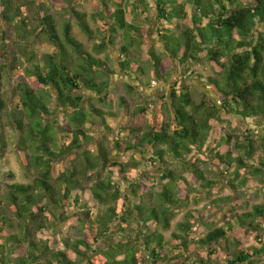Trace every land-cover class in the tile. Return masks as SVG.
Listing matches in <instances>:
<instances>
[{"label":"trees","instance_id":"obj_1","mask_svg":"<svg viewBox=\"0 0 264 264\" xmlns=\"http://www.w3.org/2000/svg\"><path fill=\"white\" fill-rule=\"evenodd\" d=\"M92 1L89 14L73 0H0V53L6 24L18 42V55L0 69V157L10 128L28 179L12 183L13 173H0V264H264V204L236 211L247 192L264 188V134H240L232 118L264 120V0ZM176 62L182 72L171 83ZM199 71L217 99L193 97L187 76ZM117 72L132 81L129 95L135 82L171 88L153 111L121 97L122 123L103 108H111ZM12 74L16 85L4 90ZM88 94L94 100L84 106ZM223 125L212 149L211 132ZM92 129L117 131L113 148ZM203 155L223 171L210 175ZM222 186L231 195L211 205L228 206L223 226L196 234L189 212L167 240L195 192L211 197ZM67 222L79 226L60 233L61 249L41 238Z\"/></svg>","mask_w":264,"mask_h":264},{"label":"rangeland","instance_id":"obj_2","mask_svg":"<svg viewBox=\"0 0 264 264\" xmlns=\"http://www.w3.org/2000/svg\"><path fill=\"white\" fill-rule=\"evenodd\" d=\"M73 5L78 7L82 11H87L89 14H92L94 12V3L92 0H73ZM76 35L79 39L85 42V44L88 46L90 50H93L94 48V42L88 41L86 36L81 32L79 27L74 24ZM5 29L7 31V39L8 44L7 48L0 53V69L2 65L5 63H8V66H10V62H12L13 55H18L17 50V35L16 31L12 26L5 25ZM45 50H43L44 52ZM143 52H147V50L144 47ZM107 55L103 54L102 57L105 58ZM114 59H117L116 53L113 54ZM110 67L114 70H117V66L114 62H110ZM176 74L172 78V82L174 83L177 79L178 75L181 74L182 68L178 62H176ZM118 71V70H117ZM178 73V74H177ZM180 73V74H179ZM205 73L199 71V73H193L189 76H187V84L192 87V93L193 97L196 99H199L203 93H207L213 98L217 99V96L214 95V92L209 86L207 85V81L205 79ZM1 79V75H0ZM110 83H111V89H110V105L111 108L108 109L106 107H103L100 104H97L99 107H103L106 111H113L118 112L121 117V122L124 123L125 117L122 115L123 110L120 108V99L121 97H125L133 109L139 106H143L146 104L151 105V109L155 108L153 105V101L159 99L160 96L168 95L169 89L171 88L170 84L165 85H159V84H152V87H142L139 86L138 83H134L136 85L137 91L133 95L128 94V83H132L129 79H127L122 73L117 72L112 75H110ZM2 85L4 86V90H8L13 88L16 85L15 77L12 74L11 76H6L4 79H2ZM43 93L46 94V96L51 100H53L52 92H50L48 89H44ZM94 100L93 96L91 94H88L84 101V106H88L89 102ZM59 116V115H58ZM151 116H149V119ZM232 118L236 121V131L240 134H244L245 130H252L255 132V136L259 137L260 135L264 134V120L261 119H249L244 120L240 117L232 116ZM110 121V120H109ZM120 122L110 121L109 125L113 128H115ZM228 128L227 125H223L218 128H214L211 132V136L209 139V145L212 149H215L216 147L219 148V143L222 140V137L225 135V131ZM8 136L10 141V146L7 151V153L0 157V173H13L14 178L12 179V183H26L28 182V179L26 178L24 172H23V166L21 162V158L19 155V152L17 150V134L13 132L12 129L8 128ZM91 135L95 137V141H101L102 139H107L108 144L113 143V139L117 138V131L111 132L107 131L106 129H92ZM107 133H110L108 135ZM108 136V137H107ZM113 148V147H111ZM115 154L116 152L113 151ZM118 158L121 161H128L130 159V154H123L118 156ZM206 161V167L209 169V174L214 175V173L223 171V166L218 164L213 158L214 155H203L201 157ZM64 165L59 164V169H62ZM262 187V186H260ZM255 188L254 190H251L246 193V199H244L242 202L239 203V205L243 207H237L236 211L239 213H242L243 209H250L253 205L256 204H264V188ZM231 192L230 190L222 186L218 192L213 194L211 197H208L209 195L197 191L195 192L194 196L192 197V201L189 202L186 206H184L176 216L175 220L173 221L172 230L170 232H166V238L169 240L172 237L173 233H179L177 225L187 220V214L189 212H193L196 220L192 223L196 224V227H194V230L196 234H200L201 236L208 233L210 230L209 226L211 227H221L225 224V213L228 212V206H223L221 210H214V207L211 205V202L219 197H227L230 196ZM249 197V200H247ZM240 198L238 195L236 196V199ZM248 201V205L246 207V202ZM244 202V203H243ZM77 213V211H76ZM86 214L85 211H80L77 216H83ZM199 216L206 217V223L202 222L199 219ZM77 226H79V223H75L74 225L71 222H67L65 224H60L58 226V230L56 231L57 236L54 234V231H51L50 233L41 236L43 239H51L52 247L55 249H61V239H60V233L64 234L66 232H70L71 234H74L77 232ZM193 236H196L193 234ZM252 242H249L246 244V246L252 245ZM207 251L204 253L206 254ZM213 259H215L213 257ZM220 259V258H219Z\"/></svg>","mask_w":264,"mask_h":264}]
</instances>
